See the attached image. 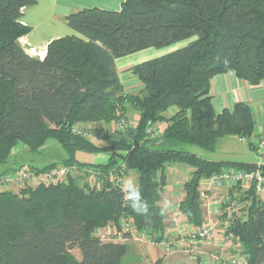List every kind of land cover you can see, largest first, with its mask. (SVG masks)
I'll return each mask as SVG.
<instances>
[{
    "label": "trees",
    "instance_id": "16d2710c",
    "mask_svg": "<svg viewBox=\"0 0 264 264\" xmlns=\"http://www.w3.org/2000/svg\"><path fill=\"white\" fill-rule=\"evenodd\" d=\"M37 2L0 0V165L18 145L39 153L52 141L67 158L19 169L75 166L81 173L63 183L0 191V264H122L128 245L96 235L115 227L122 216L159 243L170 226L160 204L169 165L191 170L180 211L193 227L206 218L204 181L229 167L260 170L264 176V164L215 161L177 148L214 152L229 136L257 148L250 106L239 102L217 114L211 88L216 76L229 72L253 86L264 81V0H123L120 11L87 8L67 17L74 34L53 40L43 60L20 43L32 32L22 23L23 10ZM179 45L129 68L143 88L125 92L119 59ZM170 109L176 112L167 116ZM129 110L137 113L135 126L109 132L104 146L78 131L120 123ZM160 123L164 128L156 147L147 132L150 124ZM79 152L109 154V159L87 164L77 159ZM131 172L150 205L147 215L134 213L121 191L122 173ZM91 176L94 186L87 182ZM240 188L229 193L239 199L242 214L234 216L227 234L241 243L246 264H264V199L253 188Z\"/></svg>",
    "mask_w": 264,
    "mask_h": 264
},
{
    "label": "built area",
    "instance_id": "2783aa9c",
    "mask_svg": "<svg viewBox=\"0 0 264 264\" xmlns=\"http://www.w3.org/2000/svg\"><path fill=\"white\" fill-rule=\"evenodd\" d=\"M121 129H124L125 120L120 121ZM148 133L151 137H159L160 133L150 128ZM87 138H91L92 135H86ZM242 141L247 142L246 139ZM258 148L264 151V134L259 135L257 138ZM264 162L259 163L263 165ZM80 172L75 166H61L54 170L46 172L33 171L28 168H22L13 174H7L0 176V191L12 190L14 186L24 189L27 187L35 188L40 185H52L57 183H63L67 180L69 175H75ZM81 173V172H80ZM125 176L122 173L120 182L125 180ZM204 186H206L204 188ZM241 187L245 190L253 188L259 196H264V176L260 170L245 172L242 170H223L219 174L211 176L208 180L202 183L201 198L203 200V207L206 211V218L202 226L193 227L187 223L177 224L175 230H165L161 241L157 244L168 252H181L188 254L194 260L200 261V264H246V258L242 254L243 247L241 243L235 241L233 236L227 234L229 227L232 225V220L235 215L238 214L240 203L235 198L227 193L224 195L221 201H218L217 210H212V201L210 200V193L215 189L229 188L235 189ZM208 200V202H207ZM180 211V205L178 207ZM180 213V212H179ZM227 215L226 220L220 221L214 219L215 214ZM181 214V213H180ZM218 221L222 227L219 228ZM219 230V232H218ZM219 234V235H218ZM96 235L100 237L102 241L128 244L132 241H147L150 238V242H154L157 236L152 237L147 231H139L134 225L133 221L127 216H122L117 225L114 227V232L106 231V229H99ZM221 236L222 243L217 244L216 238ZM215 241V246L212 242ZM217 250L210 256L204 253L203 247L210 246ZM228 252H231V256H227Z\"/></svg>",
    "mask_w": 264,
    "mask_h": 264
},
{
    "label": "rangeland",
    "instance_id": "374dc122",
    "mask_svg": "<svg viewBox=\"0 0 264 264\" xmlns=\"http://www.w3.org/2000/svg\"><path fill=\"white\" fill-rule=\"evenodd\" d=\"M182 46L183 45H179L175 48L165 49L162 51L151 49L152 51H148L147 53H143L142 55H135V56L128 57L127 59L118 63L119 69L121 71V74H120L121 78H125L124 77L125 72H122V69L127 68V66H131L132 64L138 63L144 59L159 57L161 55H164V54L171 52V51L175 50L176 48H180ZM121 80H123V82H127L124 79H121ZM127 89L131 94H137L140 92V90L138 89V85H136V83L132 82L131 80L127 82ZM137 119H138L137 113L134 112L133 110H129L127 119H125L124 129L128 125L135 126ZM120 123L111 124V125L92 124L89 127L88 126L84 127V128H82L83 126L79 127L78 131L83 133L84 135L85 134L86 135H92V137L90 138L91 141H93L95 144H97L99 146H104L106 144V141H105V135L106 134H108L109 132H111L115 129L124 130V129H121ZM161 126H163V125H161ZM100 132H103V133H100ZM161 132H163V131H161ZM148 137L151 138V140L153 141V143L155 142V144H156V142H158L157 140H159L161 138L160 135H159L160 138L159 137H157V138L151 137V135L149 133H148ZM252 141L256 144V146H257L256 149H251L248 142H244V141H242V139H240L239 137H236V136H229V137H225V138L220 139L218 141V144H217L214 152H208V151L200 149L196 146H191V145H178L177 148L180 150L189 151L191 153L197 154V155H199L205 159H210V160H215V161L232 162V163H251V164H259L261 162H264V158H263L264 157V151L262 149L258 148L257 139L252 140ZM157 145L159 146V144H156V147H158ZM98 156L99 155H97V154L82 153V152L77 153V159L79 161H81L83 163H87V164L93 163ZM65 158H67L66 151L56 142L52 143V141H49L46 144L45 148L39 153H31L28 151V149L24 145H18L13 150V153H12L8 163L0 165V173L4 172V173L12 174L15 169L18 170L21 167L43 168V167L48 166L50 163L58 162V161H61ZM97 160L98 161H96V162H98V163L101 162V159H97ZM233 169L234 168H232V167L228 168V170H233ZM168 171H171V170L169 169ZM180 173H181V176H178V175L173 176V174H171V175L167 174V171H166V178H167L166 179V181H167L166 187H168L169 183L170 184L173 183L175 185V187H177V188L182 187L183 191L181 192V194L183 193L185 195L184 184L187 182V181L185 182V178L189 176V172L186 169H183L182 172H180ZM77 174L79 175L80 172H78ZM77 174H75V175H77ZM174 175H175V173H174ZM125 178L126 179L130 178L136 182L137 181V174L131 172L128 176H125ZM87 182L90 183V185L94 186L96 179L94 176L93 177L91 176V177H88ZM173 184H171V185H173ZM99 185L100 184H97V186H99ZM205 187L206 186H204V188ZM9 189H12L13 191L18 192L20 190V187L18 188L16 186H14V187L9 188ZM230 191H231V189H229V188H219V189H215L209 195L212 194L213 199H215L217 201H221L223 199L224 195H227V193H230ZM238 191L246 192L247 190L240 188V190H238ZM261 198L264 199V196H261ZM173 200H175V198ZM237 200L239 201V199H237ZM168 202L164 203V204H166V206H167V204H170ZM170 202H171V200H170ZM207 202H208V200H207ZM161 206L163 207V205H161ZM213 206H214V203L212 204L211 207H213ZM241 207H242V205L240 206V208ZM240 208L238 209L239 215L242 214V211ZM164 211H165V214L167 215V210L165 208H164ZM180 213H181V215H183L181 211H180ZM220 216H221L220 213L215 214L214 219H219L220 221H222L220 219ZM167 221L170 224V226L166 227V229L168 228L171 231H172V229L173 230L176 229L177 224L187 223L184 218H183V220H182V218H178V221H177L178 223L176 221H174L173 218H167ZM219 223H221V222L218 221V224ZM218 226H220L219 228L222 227L220 224ZM106 231L114 232V227H108V228H106ZM218 232H219V230H218ZM216 239H217L216 240L217 244H219V243L221 244L222 243L221 241H223L221 236H217ZM148 240H150V238H148L147 241L141 240V241H132V242L128 243L127 244L128 245V251H127L126 256L123 259L122 264H200V261L198 262V261L194 260L188 254H184V256L179 255L177 259L167 260L165 262H162V261H160V258H159V256L161 255V246L156 244V243H152ZM212 243L215 246V241ZM213 244H211L210 246H204L203 247L204 253L207 254L208 256H210L215 251H217L213 247ZM73 253H74L75 257H77L78 259L81 258V255H80L78 250H74ZM181 254H183V253H181ZM231 254H232L231 252H228L227 256H231Z\"/></svg>",
    "mask_w": 264,
    "mask_h": 264
},
{
    "label": "crops",
    "instance_id": "0c3cea01",
    "mask_svg": "<svg viewBox=\"0 0 264 264\" xmlns=\"http://www.w3.org/2000/svg\"><path fill=\"white\" fill-rule=\"evenodd\" d=\"M122 3L123 0H38L35 5L26 7L23 10L22 23L31 27L32 32L23 37L20 40V43L29 55L43 60L47 54L48 46L53 40L74 34V31L67 24L66 19L69 15L92 7L120 11ZM148 51L152 50H145L128 57L142 55ZM128 57L121 58L117 61L119 76L121 71L118 63ZM150 59L153 58L144 59L138 63L132 64L131 66H127L125 69H122V72H125V78H121L120 76V79H124L127 82L131 80L138 85V89L141 91L143 85L135 75L131 72H127V70ZM121 81L124 85L125 92L131 94L127 89V82H123V80ZM211 95L213 97L214 109L217 114H220L225 109L233 110L235 105L239 102L247 103L250 106L256 120V132L253 140H256L259 135L264 134V81H262L259 85L253 86L248 82L239 79L233 72L221 74L212 80ZM175 112L176 109H170L167 112V116H172ZM161 124L163 123L153 126L154 129L160 133V135L162 134L161 131L164 128ZM97 159H101V162H96L98 161ZM108 159L109 154H102L95 159L93 164H106ZM169 169L171 171H168ZM183 169H186L189 172V176L185 178L186 182L190 179L192 173L191 170L185 166L172 164L167 167L166 171L169 175L173 174V176H181L180 172H182ZM171 184L169 183L168 187H166V191L162 195L160 204L167 210V218H173V220L177 222L178 218H182V220L184 218L183 215L179 213L180 211L178 210V207L185 195L183 193L181 194L183 191L182 187L177 188L174 184ZM174 198L175 200H173ZM210 198L212 203H214L212 210H217L218 205L215 204H217L218 201L213 199L212 194L210 195ZM167 202L170 204H167L166 206L164 203ZM179 255L184 256V253H168L161 246V255L159 258L160 261L165 262L167 260L177 259Z\"/></svg>",
    "mask_w": 264,
    "mask_h": 264
},
{
    "label": "clouds",
    "instance_id": "9594fccd",
    "mask_svg": "<svg viewBox=\"0 0 264 264\" xmlns=\"http://www.w3.org/2000/svg\"><path fill=\"white\" fill-rule=\"evenodd\" d=\"M121 191L126 194L129 207L137 215H147L150 210L148 201L144 198L142 189L137 182L128 178L122 181Z\"/></svg>",
    "mask_w": 264,
    "mask_h": 264
}]
</instances>
